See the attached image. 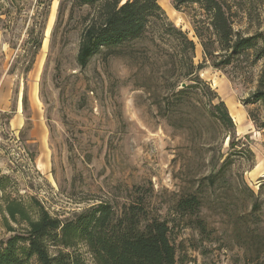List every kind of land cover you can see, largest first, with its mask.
I'll use <instances>...</instances> for the list:
<instances>
[{"label": "rangeland", "instance_id": "obj_1", "mask_svg": "<svg viewBox=\"0 0 264 264\" xmlns=\"http://www.w3.org/2000/svg\"><path fill=\"white\" fill-rule=\"evenodd\" d=\"M158 2L165 16L193 37L189 17L173 0ZM87 10L74 8L71 0H0V243L26 233L42 209L65 222L91 205L118 208L142 193L151 213L169 222L177 264H243L238 248L223 247L217 237L205 239L174 213L186 180L184 164L192 159L177 157L186 141L149 111L135 64L126 57L96 55L86 67L79 65ZM29 38L41 39L42 45L25 72L32 57ZM195 61H203L200 44ZM262 68L260 61L246 69L207 65L201 71L255 154V166L245 171L255 188L264 176V129L249 112L263 119L264 109L246 99ZM10 207L26 214L13 217ZM213 219L222 231L219 217ZM77 249L86 264H97L85 245ZM64 251L50 248L51 254ZM27 264L40 263L33 257Z\"/></svg>", "mask_w": 264, "mask_h": 264}, {"label": "trees", "instance_id": "obj_2", "mask_svg": "<svg viewBox=\"0 0 264 264\" xmlns=\"http://www.w3.org/2000/svg\"><path fill=\"white\" fill-rule=\"evenodd\" d=\"M71 1L74 8H88L79 65L86 67L96 55L131 60L149 111L186 141L177 157L189 154L192 161H185L186 180L172 205L174 213L205 239L217 237L223 247L238 248L243 264H264V176L256 188L246 181L255 154L237 135L226 102L201 76L207 65L246 69L261 61L258 85L246 100L264 109L263 0H173L175 9L189 17L193 37L165 16L158 0ZM26 43L33 57L25 69L29 72L42 42L29 38ZM198 44L201 63L195 61ZM23 99L26 104V92ZM249 115L264 129V118L254 111ZM140 196L118 208L106 202L91 205L65 222L42 209L38 219L29 220L26 233L0 243V264H27L33 257L40 264H86L78 244L97 264H177L169 222L152 214L146 195ZM18 212L26 214L10 207L11 216ZM59 246L68 251L51 254L50 248Z\"/></svg>", "mask_w": 264, "mask_h": 264}, {"label": "water", "instance_id": "obj_3", "mask_svg": "<svg viewBox=\"0 0 264 264\" xmlns=\"http://www.w3.org/2000/svg\"><path fill=\"white\" fill-rule=\"evenodd\" d=\"M185 84H183V86H184Z\"/></svg>", "mask_w": 264, "mask_h": 264}, {"label": "bare ground", "instance_id": "obj_4", "mask_svg": "<svg viewBox=\"0 0 264 264\" xmlns=\"http://www.w3.org/2000/svg\"><path fill=\"white\" fill-rule=\"evenodd\" d=\"M234 118V117H233Z\"/></svg>", "mask_w": 264, "mask_h": 264}]
</instances>
